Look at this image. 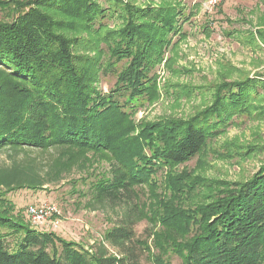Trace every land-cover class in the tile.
I'll use <instances>...</instances> for the list:
<instances>
[{
    "label": "trees",
    "instance_id": "obj_1",
    "mask_svg": "<svg viewBox=\"0 0 264 264\" xmlns=\"http://www.w3.org/2000/svg\"><path fill=\"white\" fill-rule=\"evenodd\" d=\"M109 1L104 7L96 0H0L7 16L0 19V148L66 146L109 153L115 161L111 175L90 189L97 200L118 202L136 198L134 188L142 184L151 188L162 210L151 207L149 218L164 230L154 235L155 264H170L173 255L181 264H264V163L244 181L214 180L191 204L185 201L203 179L172 171L203 154L233 115L256 108L253 97L264 80L223 79L212 102L187 119L136 122V102L158 95L153 70L187 18L171 6L138 8L126 0ZM48 10L69 20L54 18ZM113 14L122 25L111 32L104 62L76 53L75 39L61 31L94 26ZM123 60L107 93L93 85L99 71H114ZM225 156H230L227 150ZM5 195L0 190V264H135L136 249L148 248L134 240L131 225L122 224L105 234L120 255L92 252L32 228L19 212L14 214ZM178 196L179 204L172 201Z\"/></svg>",
    "mask_w": 264,
    "mask_h": 264
},
{
    "label": "rangeland",
    "instance_id": "obj_2",
    "mask_svg": "<svg viewBox=\"0 0 264 264\" xmlns=\"http://www.w3.org/2000/svg\"><path fill=\"white\" fill-rule=\"evenodd\" d=\"M96 1L104 7L110 3ZM126 1L138 8L175 7L181 10L183 19L187 18L180 22L181 33L170 36L171 43L153 70L158 95L136 102L132 114L136 122L187 119L212 102L214 88L223 79L264 80V0ZM47 12L54 18L69 20L59 11ZM6 18L0 10V19ZM121 25L122 19L113 14L94 26L74 25L61 31L75 39L76 53L104 62L111 32ZM123 66L124 60L114 65V71H99L93 85L107 93L114 85L115 73ZM252 105L256 108L233 115L229 126L203 154L172 169L174 174L203 179L196 194L185 201L187 204L201 200V193H206L207 185L214 180L244 181L264 163V113L258 112L264 108V87L254 94ZM225 150L230 156H225ZM114 167V159L106 152L81 153L66 146H5L0 148V190L6 193L14 214L19 212L32 228L52 232L92 252L100 249L120 255L105 234L119 225H131L134 240L148 246L136 249L135 264H155L152 255L158 250L153 246L154 235L164 230L149 218L153 207L154 211L159 207L162 210L151 188L142 184L134 188L136 198L118 202L97 200L90 189L100 177L110 176ZM160 174L155 176L159 178ZM164 187L162 184L156 189L159 196ZM181 200L180 196L172 198L177 204ZM45 202L56 205L59 212L41 224L32 222L28 208ZM169 260L170 264H181L174 255Z\"/></svg>",
    "mask_w": 264,
    "mask_h": 264
},
{
    "label": "built area",
    "instance_id": "obj_3",
    "mask_svg": "<svg viewBox=\"0 0 264 264\" xmlns=\"http://www.w3.org/2000/svg\"><path fill=\"white\" fill-rule=\"evenodd\" d=\"M59 211L53 203H42L37 206H31L28 208V215L30 216L32 222L43 223L50 216L57 214Z\"/></svg>",
    "mask_w": 264,
    "mask_h": 264
}]
</instances>
